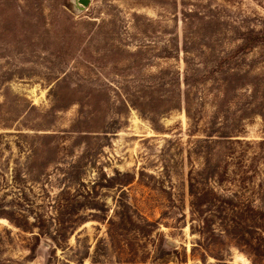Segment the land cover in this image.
Returning <instances> with one entry per match:
<instances>
[{
    "label": "rangeland",
    "instance_id": "374dc122",
    "mask_svg": "<svg viewBox=\"0 0 264 264\" xmlns=\"http://www.w3.org/2000/svg\"><path fill=\"white\" fill-rule=\"evenodd\" d=\"M0 264H264V0H0Z\"/></svg>",
    "mask_w": 264,
    "mask_h": 264
},
{
    "label": "water",
    "instance_id": "95a60500",
    "mask_svg": "<svg viewBox=\"0 0 264 264\" xmlns=\"http://www.w3.org/2000/svg\"><path fill=\"white\" fill-rule=\"evenodd\" d=\"M89 0H78V4L82 7H85L88 5Z\"/></svg>",
    "mask_w": 264,
    "mask_h": 264
}]
</instances>
